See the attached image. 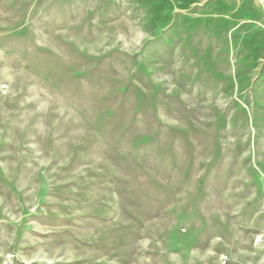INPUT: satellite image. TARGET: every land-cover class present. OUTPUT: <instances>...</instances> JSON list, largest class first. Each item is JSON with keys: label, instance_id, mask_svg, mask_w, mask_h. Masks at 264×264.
I'll return each instance as SVG.
<instances>
[{"label": "rangeland", "instance_id": "rangeland-1", "mask_svg": "<svg viewBox=\"0 0 264 264\" xmlns=\"http://www.w3.org/2000/svg\"><path fill=\"white\" fill-rule=\"evenodd\" d=\"M0 264H264L261 0H0Z\"/></svg>", "mask_w": 264, "mask_h": 264}, {"label": "bare ground", "instance_id": "bare-ground-1", "mask_svg": "<svg viewBox=\"0 0 264 264\" xmlns=\"http://www.w3.org/2000/svg\"><path fill=\"white\" fill-rule=\"evenodd\" d=\"M261 2L264 4V0H261Z\"/></svg>", "mask_w": 264, "mask_h": 264}]
</instances>
